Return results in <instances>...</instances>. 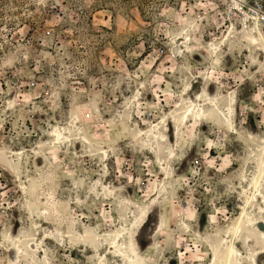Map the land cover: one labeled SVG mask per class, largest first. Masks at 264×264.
<instances>
[{
  "label": "rangeland",
  "instance_id": "rangeland-1",
  "mask_svg": "<svg viewBox=\"0 0 264 264\" xmlns=\"http://www.w3.org/2000/svg\"><path fill=\"white\" fill-rule=\"evenodd\" d=\"M252 22L264 31L231 0H0V264H132L108 235L158 196L162 229L154 208L135 237L146 264L207 263L264 141V50L237 33ZM207 96L233 103L237 134L180 123L177 104ZM158 124L175 146L163 163L135 140ZM249 213L237 241L251 257L264 214Z\"/></svg>",
  "mask_w": 264,
  "mask_h": 264
},
{
  "label": "bare ground",
  "instance_id": "bare-ground-1",
  "mask_svg": "<svg viewBox=\"0 0 264 264\" xmlns=\"http://www.w3.org/2000/svg\"><path fill=\"white\" fill-rule=\"evenodd\" d=\"M190 32L191 29L185 27L182 31V35L188 38ZM237 33L245 44L250 46H259L264 50V31L257 22L247 24ZM199 97L200 96H197V100ZM206 101L208 102L202 104V101L195 103L194 101L187 102L183 99L182 102L178 103L177 112L181 117L180 123L186 124V126L191 123V127L192 123L196 122L195 124L197 126L207 120L210 121L212 119L211 116H213L221 120V123L224 126H228L232 130V133L237 134L232 117L234 112L233 103L228 102L223 109L221 106H218V104H212L214 101L211 102V98L209 96H207ZM175 115L176 114H171L167 118L171 129H176L175 125L178 123V118H175ZM160 124L151 126L148 131H137L138 133L135 140L141 141L144 147L149 149L152 154L160 158V161L163 163L161 159V151H166L170 156H172L174 155L175 146L172 140L165 133L166 128L163 129ZM69 132L72 133L75 131L70 128L58 127L52 131V136H54L56 140H66ZM252 153L255 155L253 162L255 165V171L253 172L252 177L248 178L247 175L250 173L249 164H246L244 167L243 179L246 180L248 184L243 187L245 200L242 204V212L236 218L235 223L231 227V235L228 239L225 237H218L206 240L207 248L210 252V258L205 264H241L242 259L250 257L249 253H247L248 256H244V253L242 254L240 252L238 247L239 242L237 240L242 234L246 221L253 222L254 220L249 213L253 207H255V211H258V214H264V205L262 204L264 203V141L259 143L257 147L253 149ZM161 168L163 170V175L169 179V176L172 175L170 167L167 164H161ZM162 192H164V190ZM162 199L163 197L161 196L154 197L150 204L139 206L138 215L135 217L132 228L122 226L113 234L108 235L109 238L111 237L112 239V248L128 257V260L132 264H146V258L135 237L138 236L140 230L147 224L151 215V210L155 208L158 211L157 224L153 235L157 234L165 223L167 216L164 211V207L160 205ZM262 225L264 226V219H261V221L258 222L256 232L260 235L262 240L261 247L264 249V230L261 229ZM262 252L256 251L251 253L252 260L257 262V258Z\"/></svg>",
  "mask_w": 264,
  "mask_h": 264
},
{
  "label": "built area",
  "instance_id": "built-area-1",
  "mask_svg": "<svg viewBox=\"0 0 264 264\" xmlns=\"http://www.w3.org/2000/svg\"><path fill=\"white\" fill-rule=\"evenodd\" d=\"M237 4L241 11L247 13L252 19L264 22V5L262 2H255L251 6L246 0H231Z\"/></svg>",
  "mask_w": 264,
  "mask_h": 264
}]
</instances>
